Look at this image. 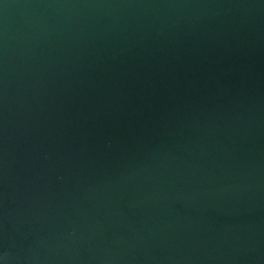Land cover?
<instances>
[{"label": "water", "instance_id": "obj_1", "mask_svg": "<svg viewBox=\"0 0 264 264\" xmlns=\"http://www.w3.org/2000/svg\"><path fill=\"white\" fill-rule=\"evenodd\" d=\"M0 264H264V0H0Z\"/></svg>", "mask_w": 264, "mask_h": 264}]
</instances>
